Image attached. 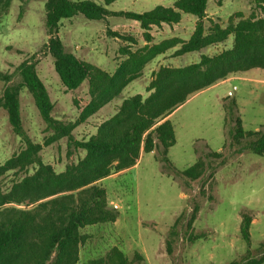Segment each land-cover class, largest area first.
<instances>
[{
	"label": "rangeland",
	"instance_id": "374dc122",
	"mask_svg": "<svg viewBox=\"0 0 264 264\" xmlns=\"http://www.w3.org/2000/svg\"><path fill=\"white\" fill-rule=\"evenodd\" d=\"M105 4L104 0H94ZM177 0H115L107 6L112 11L144 12L158 5L173 6ZM46 0H0V97L7 85L21 82L20 64L35 57L40 78L46 84L53 102L52 115L65 123L79 120L83 107L90 100L89 84L68 89L54 65V58L45 47L49 35L46 29ZM256 0H210L205 25L211 21L226 27L239 12L244 17L255 13L264 15ZM197 17L183 14L182 24L156 26L155 37L148 43L143 29L125 16L112 15L91 20L83 14L61 21L59 36L65 48L77 57L113 73L126 59L123 49L136 51L145 45L178 37L188 40L194 32ZM116 27L123 35L134 37V43L114 37L108 29ZM176 29V30H175ZM177 35V36H174ZM234 37L207 46L199 55L188 54L183 60L175 52L180 45L169 49L148 62L142 74L133 80L121 96L106 104L97 113L79 123L72 131L77 140H86L97 132L98 126L113 116L125 98L136 94L148 96V86L162 66L182 67L199 62L202 54L216 55L232 46ZM200 53V52H198ZM179 65V66H176ZM246 72V71H245ZM250 79L235 80L210 87L175 110L170 119L176 132V144L169 149V158L177 169H186L200 158L210 161L205 175L191 180L178 175L166 161H160V151H142L139 162L128 169L104 178L100 183L107 189L109 204L119 210L115 222L96 224L83 229L89 238L81 247V261L106 254L118 246L132 258L139 251L146 264H229L240 260L248 249L241 234L244 213L252 216L251 249L258 254L264 242V156L239 152L230 145V124L225 120L223 103L226 95L234 94L244 127L259 130L264 126V68L239 73ZM23 127L34 143L42 145L40 156L57 172L67 164L84 157L83 149L69 148L67 137L51 141L53 130L43 119L32 94L23 87L20 93ZM49 142V144H47ZM26 148V142L14 130L5 108L0 106V165ZM71 149L72 154L68 155ZM224 151L222 158L208 157L210 151ZM35 166L29 167L34 172ZM18 174H20L18 176ZM10 171L0 178L4 189L25 173ZM24 207V205H21ZM199 207L193 228L187 222L195 207ZM184 213L177 229L180 234L168 252L167 239L178 217ZM190 234L198 235L195 241Z\"/></svg>",
	"mask_w": 264,
	"mask_h": 264
},
{
	"label": "trees",
	"instance_id": "16d2710c",
	"mask_svg": "<svg viewBox=\"0 0 264 264\" xmlns=\"http://www.w3.org/2000/svg\"><path fill=\"white\" fill-rule=\"evenodd\" d=\"M12 0H6L8 6ZM46 0V29L49 35L45 47L54 58V65L63 84L71 90L85 81L89 84L90 100L83 107L75 123H65L53 115V102L48 88L40 78L35 57L24 60L19 66L21 82L7 85L0 106L8 112L14 130L26 142V148L0 165V178L10 171L25 173L8 189L0 183V264H146L139 251L132 258L118 246L106 254L81 261V247L89 238L83 229L102 223L115 222L119 210L109 204L107 189L100 183L116 172L135 166L141 153L160 151L159 160L170 163L178 175L191 180L202 178L211 162L200 158L186 169H177L168 154L176 144V132L170 119L175 110L195 94L210 88L229 77L254 68H264V15L242 13L232 16L226 27L211 21L206 28L210 0H177L173 6L158 5L144 11H112L107 6L115 0ZM264 9V0H256ZM83 14L91 20H102L118 15L136 20L143 29L145 40L154 37L153 26L181 22L183 14L196 16L193 34L188 40L178 37L166 39L153 45H145L136 51L123 49L126 59L113 73L77 57L68 51L59 36L60 24ZM114 37L134 43L137 40L118 31L108 29ZM234 37L230 48L210 56L202 54L199 62L182 67L162 66L154 74L148 86V96L136 94L125 98L117 112L102 122L97 132L86 140H77L72 131L81 122L97 113L106 104L121 96L123 90L138 78L146 64L158 55L180 45L175 55L201 51L203 48L222 43ZM9 81L10 76L0 72ZM25 87L32 94L43 119L53 130L51 141L67 137L69 148L83 149L84 157L67 164L62 172L43 162L42 145L34 143L23 127L20 93ZM225 120L230 124V145L239 152L249 151L264 156V126L259 130L244 127L238 101L234 94L223 103ZM49 144V142L47 143ZM72 151L69 149L68 155ZM208 157L222 158L224 151H210ZM35 166L34 172L29 171ZM20 174H18L19 176ZM21 205H24L22 207ZM199 207L196 206L187 226L193 228ZM184 213L178 217L167 239L168 252L180 234L177 229ZM253 218L244 213L241 234L248 249L240 260L229 264H264V242L255 255L251 249V225ZM195 241L198 235L190 234Z\"/></svg>",
	"mask_w": 264,
	"mask_h": 264
},
{
	"label": "crops",
	"instance_id": "0c3cea01",
	"mask_svg": "<svg viewBox=\"0 0 264 264\" xmlns=\"http://www.w3.org/2000/svg\"><path fill=\"white\" fill-rule=\"evenodd\" d=\"M183 19V18H182ZM133 24H137L138 26H140V23L138 22V21H136V20H133ZM182 24V20H181V22H179V23H177V24H173L172 26H174V28H176L177 29V27L178 26H180ZM162 26H171L170 24H167V23H163L162 24ZM155 27L156 26H153V29H152V31H151V33H152V35L155 37V35H156V33H155ZM112 30H114V31H116V30H118V29H116V27H112L111 28ZM175 29V30H176ZM174 36H177V35H174ZM219 45H221V43H219L218 45H215V46H219ZM206 48V47H205ZM205 48H203L201 51H195L196 52V55H200L201 54V52L205 49ZM198 52H200V53H198ZM204 52V51H203ZM190 53H193V52H188V53H185V54H183V55H179V60H183V58H186V56H188V54H190ZM176 66H179V65H176ZM251 70H248V71H246V72H243V73H248V72H250ZM239 73H237V74H235V75H233V76H231V77H229L228 79H226V80H224V81H221V82H219L218 84H216V85H214V86H219V85H222V84H226V83H232L233 81H235V80H248V79H250V78H248V77H246V76H244V75H238ZM214 86H212V87H214ZM208 89V88H207ZM207 89H205V90H207ZM204 91V90H203ZM202 92V91H201ZM200 93V92H199ZM198 94V93H197ZM197 94H195V95H197ZM194 95V96H195ZM231 95V94H230ZM194 96H192V97H194ZM227 96H229V95H226V96H224L223 98H225V97H227ZM191 97V98H192Z\"/></svg>",
	"mask_w": 264,
	"mask_h": 264
}]
</instances>
